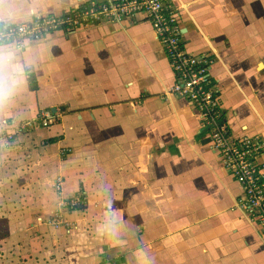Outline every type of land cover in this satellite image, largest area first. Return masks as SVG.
Returning a JSON list of instances; mask_svg holds the SVG:
<instances>
[{"label":"crops","instance_id":"crops-1","mask_svg":"<svg viewBox=\"0 0 264 264\" xmlns=\"http://www.w3.org/2000/svg\"><path fill=\"white\" fill-rule=\"evenodd\" d=\"M115 1L0 0V27ZM165 8L177 12L184 49L213 59L232 134L264 146V0H165ZM0 46L27 61L22 85L0 106V187L11 184L0 214L30 225L33 250L43 244L46 254L35 260L264 264V237L238 208L243 190L197 113L171 92L175 74L150 19L63 27L21 50ZM44 111L50 126L9 140L7 125L36 123ZM73 198L82 205L62 207ZM107 220L110 235L98 231Z\"/></svg>","mask_w":264,"mask_h":264},{"label":"built area","instance_id":"built-area-1","mask_svg":"<svg viewBox=\"0 0 264 264\" xmlns=\"http://www.w3.org/2000/svg\"><path fill=\"white\" fill-rule=\"evenodd\" d=\"M137 14L150 19L156 39L164 47L175 74L171 92L187 100L199 116L201 124L209 133L210 146L219 153L224 168L235 177L243 190L238 208L264 237V163L259 161L263 143L258 139L232 134L222 110V97L212 76L214 61L205 54H191L184 49L183 30L178 23L177 12L165 8V0H117L109 5L93 3L83 12L9 24L0 27V45L21 50L28 42L39 40L63 27L73 29ZM53 118L49 111H44L36 123L7 125L8 130H11L8 138L12 140L23 131L34 129L36 125L48 127L53 123ZM81 205L80 198H73L63 203L62 207L75 208ZM61 218V212H55L51 219L52 225L59 227Z\"/></svg>","mask_w":264,"mask_h":264},{"label":"rangeland","instance_id":"rangeland-1","mask_svg":"<svg viewBox=\"0 0 264 264\" xmlns=\"http://www.w3.org/2000/svg\"><path fill=\"white\" fill-rule=\"evenodd\" d=\"M3 176H4V173L0 172V178H2ZM10 185L11 184H7V185H4V187L2 188L0 187V193L6 195L8 194V192H11L9 190H7L6 192L4 191V189ZM19 193H20L19 197H22L24 199L29 198L28 193L26 194L20 191ZM71 200L72 199H69L66 201L70 202ZM22 204H23V207L19 205L20 208L28 209L27 208L28 206L24 202ZM0 207H3L5 212L9 211L8 205L4 204V202L0 201ZM6 214L10 216L14 215L13 213H10V214L6 213ZM3 216H4L3 214H0V264H46V262L44 261L45 260L44 258H43L44 260H42L40 257H38L35 260V257L38 253L39 254L42 253V257L43 255L45 256L46 254L43 253V250H44L43 244H40L42 247L41 249L42 251L39 250V252L37 251L35 252L33 250V248L36 246L35 244H33L35 243V235L32 234V232L30 233L28 231V229L31 228L30 225L24 224L25 221L20 220V219L14 220V219L9 218V220H3L2 219ZM15 221L17 222V224L14 226H11V223ZM13 229H17V230L14 231Z\"/></svg>","mask_w":264,"mask_h":264},{"label":"clouds","instance_id":"clouds-1","mask_svg":"<svg viewBox=\"0 0 264 264\" xmlns=\"http://www.w3.org/2000/svg\"><path fill=\"white\" fill-rule=\"evenodd\" d=\"M3 17L0 16V22ZM27 61H21L16 51L0 46V106L9 99L15 90L24 81V69ZM109 208L111 205L109 204ZM106 217H115V213L108 212ZM98 231L101 234H112L114 232V220H107Z\"/></svg>","mask_w":264,"mask_h":264}]
</instances>
